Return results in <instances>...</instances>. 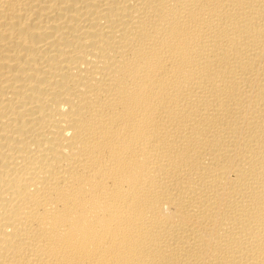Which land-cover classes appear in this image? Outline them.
<instances>
[{"label":"bare ground","instance_id":"6f19581e","mask_svg":"<svg viewBox=\"0 0 264 264\" xmlns=\"http://www.w3.org/2000/svg\"><path fill=\"white\" fill-rule=\"evenodd\" d=\"M0 264H264V0H0Z\"/></svg>","mask_w":264,"mask_h":264},{"label":"rangeland","instance_id":"374dc122","mask_svg":"<svg viewBox=\"0 0 264 264\" xmlns=\"http://www.w3.org/2000/svg\"><path fill=\"white\" fill-rule=\"evenodd\" d=\"M168 211V212H167ZM164 216H168V217H172V215H173V211H172V209H170V208H165V210H164ZM168 214V215H167Z\"/></svg>","mask_w":264,"mask_h":264}]
</instances>
